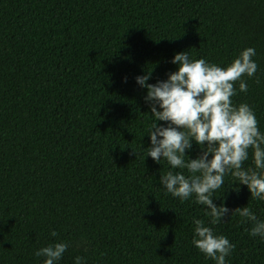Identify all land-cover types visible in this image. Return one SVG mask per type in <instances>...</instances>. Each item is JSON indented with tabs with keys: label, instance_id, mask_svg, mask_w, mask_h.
Here are the masks:
<instances>
[{
	"label": "trees",
	"instance_id": "1",
	"mask_svg": "<svg viewBox=\"0 0 264 264\" xmlns=\"http://www.w3.org/2000/svg\"><path fill=\"white\" fill-rule=\"evenodd\" d=\"M248 47L257 71L231 99L264 134V0H0V264H43L35 252L57 242L56 264H216L193 218L235 245L226 264H264L251 222L233 211L213 225L160 183L180 169L146 156L154 117L136 80H166L179 52L226 66ZM214 195L264 221V200L230 173Z\"/></svg>",
	"mask_w": 264,
	"mask_h": 264
},
{
	"label": "clouds",
	"instance_id": "2",
	"mask_svg": "<svg viewBox=\"0 0 264 264\" xmlns=\"http://www.w3.org/2000/svg\"><path fill=\"white\" fill-rule=\"evenodd\" d=\"M255 55V49L248 47L230 64L219 66L203 58L190 59L187 52H179L172 59L178 68L166 80L147 83L151 71L136 80L147 89L145 100L154 117L147 132L150 146L146 148V156L159 163L163 159L171 169H180L160 175V183L167 192L182 202L195 196L196 203L209 209L205 214L213 225L235 211L243 218L242 223H252L251 236L264 237V221L258 220L250 207L230 211L223 203L215 204L213 199L216 190L224 184V176L230 173L239 184L248 187L252 199L264 200V134L252 108L246 103L236 106L231 99L236 95L237 81L240 91L247 92L242 77L255 75L258 67L252 59ZM193 141L202 149L195 158L186 151L192 149ZM249 149H252L254 169L242 166L249 157ZM193 222L194 246L216 264H226L225 258L235 245L227 237L215 234L203 220L193 218ZM50 234L57 236L55 231ZM67 247L66 243L57 242L42 247L35 255L45 258L43 264H56ZM82 261L83 257H76V264Z\"/></svg>",
	"mask_w": 264,
	"mask_h": 264
}]
</instances>
